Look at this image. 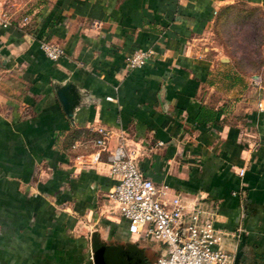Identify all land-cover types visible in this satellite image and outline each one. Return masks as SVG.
I'll return each instance as SVG.
<instances>
[{"label":"crops","instance_id":"1","mask_svg":"<svg viewBox=\"0 0 264 264\" xmlns=\"http://www.w3.org/2000/svg\"><path fill=\"white\" fill-rule=\"evenodd\" d=\"M234 3L264 10V0H40L0 25V264H94L92 228L134 242L109 215L107 164L72 161L93 150L98 126L112 131L108 151L123 134L155 186L208 209L225 251L244 234L239 264H264V97L210 31ZM42 40L63 56L50 60ZM135 49L153 56L129 69Z\"/></svg>","mask_w":264,"mask_h":264},{"label":"built area","instance_id":"2","mask_svg":"<svg viewBox=\"0 0 264 264\" xmlns=\"http://www.w3.org/2000/svg\"><path fill=\"white\" fill-rule=\"evenodd\" d=\"M10 22V16L0 14L2 27L9 26ZM39 47L52 61L64 54L57 42L42 40ZM152 56L151 50L135 49L126 57L125 65L129 69L140 68ZM94 131L97 135L93 150L76 153L73 164L97 168L107 164L108 174L115 180L108 192L109 214L123 218L132 236L155 242L157 256L150 264H233L235 252L222 248L226 234L215 226L208 209L197 200L187 201L178 193H170L166 186H155L139 170L138 150L126 144L123 134L118 136V144L108 151L112 131L103 126ZM104 152H107L105 159Z\"/></svg>","mask_w":264,"mask_h":264},{"label":"rangeland","instance_id":"3","mask_svg":"<svg viewBox=\"0 0 264 264\" xmlns=\"http://www.w3.org/2000/svg\"><path fill=\"white\" fill-rule=\"evenodd\" d=\"M39 3L40 0H0V14L5 13L11 17V20L16 17L24 19L29 17L28 14ZM210 31L213 43L220 48L221 53L231 56L244 76L259 81L257 88L261 97H264V10L261 7L247 6L243 3L231 4L217 14ZM92 229H88L87 234L83 235V238L87 236L85 238L89 244L87 253L91 262L93 258ZM98 230L97 234L100 236L102 245L132 248L140 253L141 261L132 259L128 264H150L157 256L154 253L156 244L149 238L143 239L136 235H129L128 238H133L138 243L134 244L129 240L123 241L114 234L105 235V231L101 228ZM101 236L104 237L101 238Z\"/></svg>","mask_w":264,"mask_h":264},{"label":"water","instance_id":"4","mask_svg":"<svg viewBox=\"0 0 264 264\" xmlns=\"http://www.w3.org/2000/svg\"><path fill=\"white\" fill-rule=\"evenodd\" d=\"M59 100L61 101L64 109H67L68 98L65 94V88L58 92ZM245 236L241 235V239L234 253L233 264H239L244 254ZM137 251H122L115 246H102L97 240L92 243V253L94 264H128L133 259ZM131 256V257H130Z\"/></svg>","mask_w":264,"mask_h":264},{"label":"flooded vegetation","instance_id":"5","mask_svg":"<svg viewBox=\"0 0 264 264\" xmlns=\"http://www.w3.org/2000/svg\"><path fill=\"white\" fill-rule=\"evenodd\" d=\"M127 249V248H126ZM125 249V251H127L128 249L130 250V251H137V250H134V249H132V248H128L127 250ZM133 257V261H141V255H140V253L137 251L134 255H132ZM131 257V256H130ZM137 264H139V263H137Z\"/></svg>","mask_w":264,"mask_h":264},{"label":"trees","instance_id":"6","mask_svg":"<svg viewBox=\"0 0 264 264\" xmlns=\"http://www.w3.org/2000/svg\"><path fill=\"white\" fill-rule=\"evenodd\" d=\"M91 237H92V240H93L92 243L94 242V240H97L98 243L100 244L99 235H98L96 232H93ZM127 249H128V248H127ZM127 249H126V250H127ZM128 251H130V250L128 249ZM150 263H151V262H150ZM147 264H149V263H147Z\"/></svg>","mask_w":264,"mask_h":264}]
</instances>
